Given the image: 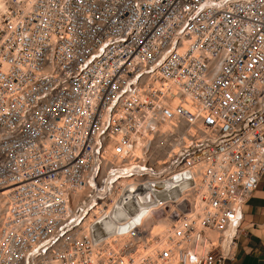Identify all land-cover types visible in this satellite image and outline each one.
<instances>
[{"label": "built area", "instance_id": "built-area-1", "mask_svg": "<svg viewBox=\"0 0 264 264\" xmlns=\"http://www.w3.org/2000/svg\"><path fill=\"white\" fill-rule=\"evenodd\" d=\"M263 174L264 0H0V264H226Z\"/></svg>", "mask_w": 264, "mask_h": 264}, {"label": "crops", "instance_id": "crops-1", "mask_svg": "<svg viewBox=\"0 0 264 264\" xmlns=\"http://www.w3.org/2000/svg\"><path fill=\"white\" fill-rule=\"evenodd\" d=\"M240 226L236 256L226 264H264V174L244 203Z\"/></svg>", "mask_w": 264, "mask_h": 264}, {"label": "bare ground", "instance_id": "bare-ground-1", "mask_svg": "<svg viewBox=\"0 0 264 264\" xmlns=\"http://www.w3.org/2000/svg\"><path fill=\"white\" fill-rule=\"evenodd\" d=\"M144 197H147V195L144 196ZM4 201H5V192L4 191H0V224H1L2 220H3L4 212H5L4 211ZM111 224L112 223L110 222L109 226H112Z\"/></svg>", "mask_w": 264, "mask_h": 264}]
</instances>
